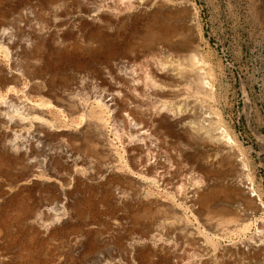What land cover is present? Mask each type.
Returning a JSON list of instances; mask_svg holds the SVG:
<instances>
[{
    "label": "bare ground",
    "instance_id": "obj_1",
    "mask_svg": "<svg viewBox=\"0 0 264 264\" xmlns=\"http://www.w3.org/2000/svg\"><path fill=\"white\" fill-rule=\"evenodd\" d=\"M112 2L113 0H44L37 8H34L32 3L28 2L25 9L26 13L23 12L21 15L25 16L24 21L26 25L34 28L31 33L29 31L26 33L18 26H13L14 28H12V24L9 23L0 26V48L5 50L3 53H6L12 65L15 64L18 58L24 60L21 67L27 75L22 76H26L33 82L30 89L31 93L40 96L38 98L40 99L39 102L36 103L31 102L28 98H24L23 107L21 105L23 111L19 114L20 120H15L11 116L12 112L10 111L17 109H12L14 105L10 104L13 100L9 94L0 96V152L5 151L10 153L11 156L14 155V157L15 155L19 156L21 154L26 161V170L29 173L28 177L33 179L38 178V180L42 178L41 175L39 173L35 175L32 169V161L36 157L47 155L46 158L50 160L53 156H58V158H63V160L67 159L66 161L70 164L69 167H73L69 175L70 177H74L76 181L78 180L76 178L77 168L81 170L85 169L84 171L86 172L88 171L87 173H89V179L93 181L92 183L97 184L98 180L102 181L101 187L104 191L102 195L103 202L111 210L124 211L123 208L126 206V202L135 204L138 212L144 214H151L152 209L157 208L152 215V226L150 224L151 227L146 229L145 237L139 239V241L158 249L161 252L160 254H162L169 251L170 245L175 240L181 241L199 237L198 229L189 222L184 209L193 217L204 220L203 216L210 214L211 208L214 209V204L219 201L218 196L216 197L215 194L219 190L230 197L233 204L231 203L227 209L224 207L218 209L212 215L221 218L222 221H226L225 218L231 216L229 214L238 217V210H235V206H240L244 201L248 202L252 198L254 199L256 195L240 178V175L244 173L245 165L239 159L237 151L234 148L235 143L232 140L233 138L222 124L219 113L203 101L174 103V100L180 96L195 95L196 97H202L207 100L213 99V94L209 87L210 83L207 81V75H192L193 80L188 83L190 79H187L180 69V64H182L181 61L184 56L186 57L189 54L188 59L190 60L195 57L196 36L194 38L193 35L187 33L188 28H191V26L195 27L193 23L194 13L190 21H184L178 17L179 15L171 11L163 10L162 7L165 5L164 0L145 1L144 5L150 9L148 18L151 23L147 24L141 30L142 32L137 35L139 39L138 43L127 44L122 49L123 51L119 52L116 50L115 42L120 36V30L128 28L131 20L134 21L136 19L135 16L133 17V11L137 9V6L130 4L119 8L114 6ZM72 18H75V20L71 23ZM51 29L53 32L50 34V41L42 39L40 42L39 38L41 35L39 37L38 33ZM112 29L116 30L115 35L112 37H104L103 33ZM137 31L138 28L132 36ZM84 40H88L92 47L89 49L92 52H87L90 56V62L84 64L80 61L75 66L74 71L76 75L91 76L92 85H88L90 91L91 89H101L103 91L99 96L93 93L86 94V96L79 94V101L86 100L94 107H103L112 114L113 122L115 125L117 124L114 130L115 137L119 139L123 147V152L127 156L128 162H130V167L126 170L118 165L119 161L115 159L114 155L106 154L109 151L106 148L109 140L105 135L104 128L99 124L92 123L91 114L93 110L88 111V109L84 110L82 108L83 121L81 125H75L70 121V117L74 114L69 105L72 96L67 98L65 91L71 87L74 91H77L76 86L79 82L77 84L76 81L72 82L73 80L70 81L66 77L60 81L56 78L57 75L70 74L59 72V70H54L50 74H47L43 70H40L38 73H32L30 72L31 69L28 68V65L37 56L42 47L44 49L47 47L51 54H53L52 57L57 62H60L68 55L73 53L78 54L79 51H82L81 44ZM34 43L36 44L35 49L29 51V46L34 45ZM23 51H29V54L24 55ZM96 53H99L100 56H95ZM148 54L152 55L155 62L149 66L146 79L143 81L140 77L133 75L136 70L135 68H137L135 67L137 63L135 64L130 58L132 55L146 56ZM101 55L104 58L103 60L99 58ZM101 61L102 63H100ZM168 61L171 63L170 66H167ZM98 65L100 66L98 67ZM86 67L89 69L88 72L84 71ZM3 76L5 75L3 74ZM82 77H80V81ZM184 83L189 88L187 86L183 88L182 84ZM9 84L11 83L9 82ZM1 86L6 87V84L4 85L3 83ZM81 89L79 88L80 92H82ZM11 90L12 87H9V93ZM148 93L153 96L165 98L167 101H173V103L168 102L167 104H163L162 108L158 110L157 106L148 103ZM49 111H51V114L54 113L55 115L63 117V119L59 121L54 120L50 116ZM18 138L31 139L33 145L29 152H22L24 149L23 144L20 150V146L18 147L15 143L17 140L19 142ZM188 139L199 140L200 147L212 151L215 156L201 162L198 158H193L192 155L190 156L189 153L186 154L181 150V146L184 143L190 146V140ZM26 141L29 143L28 140ZM20 142L22 143V141ZM24 144L26 146V142ZM191 145L193 146V144ZM47 148H52L53 152L48 153ZM97 164H101L104 168L100 169ZM107 165H111L113 170L110 171ZM215 168L219 169L218 173L215 172ZM51 179L47 178L45 180L48 182L52 181V183L55 182L56 197L49 206L54 205L60 213H65L70 209V198H72L71 188L69 189L63 185L59 181L60 179ZM63 182H65L64 179ZM72 183L75 184L73 179ZM152 185L157 186L167 193V197L171 196L176 199L178 203L170 204L161 199L154 198L151 192ZM97 191L99 192V190ZM145 191L146 194H144ZM7 195L9 193L5 196ZM170 209L172 210V215L169 214ZM230 209L233 212L229 211ZM246 217L247 215L243 214L242 219L238 220V222L243 223ZM35 220L32 217V220L29 221L31 228L35 224ZM108 226L110 225L108 224ZM164 229L168 232V236L172 241L162 237L161 231ZM146 237H152L153 239L149 240ZM197 244H199L200 248H204L202 249L204 252H208V247L211 246H207L204 243L201 244V242ZM80 246L83 250L84 246L82 244ZM219 250H221L220 247ZM233 250L235 253H245L248 259L250 258L251 260L246 263L244 259H238V261L236 260L231 264H251V262L252 264H264L263 237H259L257 240L249 242L242 247H235ZM97 251L91 245L88 246L87 251L83 250L81 258L85 259L84 264H126L125 262H119L117 260V255L114 250L107 248L105 251H102V254ZM11 253L9 251V253L6 252L1 256L0 260L2 264H11L13 262L15 252L12 253L13 255ZM126 253H124V256H126ZM186 256L189 255L185 254ZM214 256L212 257L213 261L216 259ZM118 257L121 256L118 255ZM198 257L200 258L201 256ZM179 260V264H181L187 259L180 258ZM200 261H194V264H199ZM185 264L189 263L187 262ZM200 264L205 263L202 262Z\"/></svg>",
    "mask_w": 264,
    "mask_h": 264
},
{
    "label": "rangeland",
    "instance_id": "obj_2",
    "mask_svg": "<svg viewBox=\"0 0 264 264\" xmlns=\"http://www.w3.org/2000/svg\"><path fill=\"white\" fill-rule=\"evenodd\" d=\"M43 1L44 0H0V26L9 23L12 24V28L18 26L26 33H28V31L31 33L34 28H30V25H26L24 21L25 16L21 15V13L25 12L28 2H33L32 5L34 8H37ZM145 1L149 0H113V5L119 8H123L130 4L137 6V9L133 11V17L135 16L136 19L134 21L131 20L128 28L120 30L119 32L120 36L117 39L118 41L116 40L115 42L117 51H123L122 49L125 48L127 44L138 43L139 39L137 35L142 32L141 30L144 29L147 24L151 23L148 18L150 9L144 5ZM164 3L165 5L162 7L164 11H171L179 15L178 17L184 21H190L194 13L193 23L195 27L191 26V28H188L189 31L187 30V33L193 35L194 38L196 36L195 57L190 60L188 59L189 54L186 53L188 55H186V57L184 56L182 59L180 69L183 75L187 79H190L188 83L192 82V75H207V81L210 83L209 87L213 94L212 100L190 95L180 96L177 98L179 100H174V103L203 101L206 105H210L212 109L219 113L222 124L228 130L233 138L232 140L236 144H234V148L237 151V155L245 165L244 173L241 174L242 176L240 175V178L246 183V186L255 193L256 197L248 202L244 201V203H242L243 205L241 204L240 206L234 207L235 210H238V217L229 214L231 216L226 217V221H222L221 218L212 215V213L217 212V210L222 207L226 209L229 208L228 206L233 201L230 197L225 195V193L217 189L218 191L215 194L216 197L218 196L219 201L214 204V209L211 208L210 214L203 216L204 220L193 217L184 209L189 222L198 229L199 237L188 238L181 241L175 240V242L170 245L168 252L160 254L161 252L158 251V249L139 241V239L145 237L146 229L152 226V215L157 208L152 209V212H150L151 214H144L138 212L135 204L126 202V206L123 208L124 211L111 210L106 207L103 202L102 195L104 191L101 187L102 181L98 180L99 184L92 183L93 181L89 179L88 171L86 172L84 171L85 169L81 170L79 168L76 169V178L78 179L76 181L74 177H70L69 175L73 167H69L70 164L66 161L67 159L63 160V158L53 156L50 160L46 158L47 155L36 157V159L32 161V169L35 175L39 173L43 178H40V180L36 178V180L35 178L28 177L29 173L26 170V161L21 154H19V156L15 155L14 157V155L11 156L10 153L1 150L0 201L1 199L2 201L0 204V258L4 253H9V251L11 253L12 251V253L15 252V255L11 253L14 256L11 264H84L85 259L81 258V253L83 250L87 251L88 246L91 245V247L97 249V252H101V254L103 253L102 251H105L107 248L114 250L116 252L114 253L117 255V260L119 262H125L126 264H179L180 258L187 259L183 261L184 263L182 262L183 264L187 262L189 264H194V261L199 260H201L199 264L202 262L205 264H231L236 260L238 261V259H244L247 263L251 260L250 258L248 259L245 253H235L233 249L253 242L259 237L264 238V0H164ZM74 20L75 18H72L70 22L72 23ZM137 28V33L132 36ZM52 32V29L39 32V37L41 35L40 38L38 37L39 41L41 42L42 39L50 41L49 37ZM115 33L116 30L112 29L105 31L103 34L104 37H112ZM90 45L88 40H84L81 44L82 51H79L78 54H70L60 62H57L54 57H52L53 54H51L47 47L45 49L42 47L37 56L30 62L28 68L31 69L30 72L32 73H38L40 70H43L47 72V74H50L51 71L59 70V72L70 74L62 76L57 75L56 78L60 81L66 77L70 81L73 80L72 82H79L76 86L78 89L77 91H74L72 87L65 91V96L67 98L72 96L69 105L74 114L70 117V121L75 125H81L83 121L82 110H93L91 114L92 123L101 125L109 140L106 146L109 151L106 154L114 155L115 159L119 161L118 165L126 170L130 167V162H128L127 156L123 152V147L119 139L115 137L114 130L117 124L115 125L113 122L112 114L103 107H94L86 100L79 101V94L81 96H86V94L89 95L93 93L99 96L103 91L101 89H91L90 91L88 85H92L91 76L82 75V77L81 75H76L74 71L75 66L80 61L84 64L90 62V56L87 53L92 52V50H89L92 48ZM31 46L28 48L29 51H33L36 44L34 43V45ZM29 51H23L24 55H28ZM3 52H5V50L0 48V96L9 94L13 100V102L10 103L14 105L12 109H17L10 111L12 112L11 116L15 120H20L19 114L23 111L24 98H28L31 102L36 103L39 102L40 99L38 98H40V96L31 93L30 89L33 82L26 76H22L27 75L21 67L24 60L18 58L14 66L11 64L6 53L4 54ZM98 55L99 53H96L95 56ZM99 58H101V60L104 59L102 55ZM130 60L135 64L137 63L135 66L137 68H135L136 70L133 75L140 77L144 81L149 66L155 62L154 58H152L151 54L146 56L132 55ZM100 63H102V61ZM170 65L171 63L168 61L167 66ZM99 66L100 65H98V67ZM185 69H188V72ZM84 71L88 72L89 69L86 67ZM3 74L5 76H3ZM80 77H82L81 81ZM13 78L15 79L13 80ZM9 82L11 84H9ZM3 83L4 85L6 84V87L1 86ZM185 86H187L185 83L182 84L183 88H186ZM9 87H12L10 93L8 91ZM79 88H82V92H80ZM187 88H189V86H187ZM147 101L149 104L157 106L158 110L162 108L163 104H167L168 102L173 103V101H167L165 98L153 96L150 93H148ZM50 112L51 111H49V114L54 120L59 121L63 119V117L55 115L54 113H52V115ZM18 139L19 142L17 140L15 143L18 147L20 146V150L24 145L22 152H29L33 145L31 139ZM26 140H28L29 143H27ZM188 140H190V146L185 143L181 146V150L186 154L189 153L190 156L192 155L193 158H198L201 162L215 156L212 151L202 149L199 140ZM20 141H22V143ZM25 142L27 147L24 144ZM191 144H193V146ZM47 150L48 153L53 152L52 148H47ZM97 166H99L100 169L104 168L101 164H97ZM107 167L108 169L110 168V171L113 170L111 165H107ZM215 169V172L218 173L219 169ZM49 175L52 176L50 177ZM47 178H52L51 180L60 179L59 181L63 185L69 189L71 188L72 198H70V209H68L67 212L64 213L61 211L62 213H60L54 205L49 206L56 197V185L55 182L46 181L45 179ZM63 179L65 182H63ZM72 179L75 184L72 183ZM35 182L38 183L36 184ZM97 190H99L101 194ZM151 192L154 198L166 201V203H178L177 200L171 196L167 197L168 194L155 185L151 186ZM7 193L10 195H7L9 196L8 198L5 196ZM144 194H146V191ZM252 206L253 208H251ZM229 211H232V209ZM169 214H173L171 209ZM243 214L247 215V217L244 218L243 223H239L238 220L242 219ZM32 217L36 220L31 228L29 221L32 220ZM108 224L110 226H108ZM100 225L103 227L101 228ZM104 229L106 230L104 231ZM161 233L164 239L172 241L165 229L162 230ZM146 238L149 240L153 239L152 237ZM200 242L207 246L211 245L208 247V252L202 251L204 248H200L199 244H197ZM79 243L84 246L83 250ZM219 247L221 250H219ZM124 253H126V256H124ZM185 254L189 256L185 257ZM118 255L121 257H118ZM212 255H215V261H213ZM198 256L201 257L199 258ZM208 261H211V263ZM0 264H2L1 260Z\"/></svg>",
    "mask_w": 264,
    "mask_h": 264
}]
</instances>
